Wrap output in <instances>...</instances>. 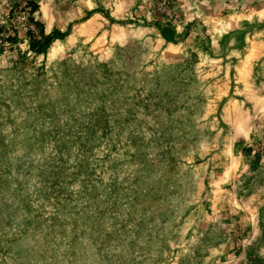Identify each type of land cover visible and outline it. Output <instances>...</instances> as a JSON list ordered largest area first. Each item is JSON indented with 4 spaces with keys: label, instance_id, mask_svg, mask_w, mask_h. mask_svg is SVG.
Instances as JSON below:
<instances>
[{
    "label": "rangeland",
    "instance_id": "rangeland-1",
    "mask_svg": "<svg viewBox=\"0 0 264 264\" xmlns=\"http://www.w3.org/2000/svg\"><path fill=\"white\" fill-rule=\"evenodd\" d=\"M26 1L0 0V264H264V0H34L62 33L35 49Z\"/></svg>",
    "mask_w": 264,
    "mask_h": 264
},
{
    "label": "trees",
    "instance_id": "trees-1",
    "mask_svg": "<svg viewBox=\"0 0 264 264\" xmlns=\"http://www.w3.org/2000/svg\"><path fill=\"white\" fill-rule=\"evenodd\" d=\"M26 4L28 6V12L30 13V20L33 21L34 23H36L37 26L40 27V31L39 32H40L41 36H43V30H42V27H41V23L38 20H35L34 17H33V13H34V11L37 8L36 2L34 0H27ZM61 35H62L61 32L54 31V32H52V33H50V34H48L46 36H43L41 40L40 39L39 40H35V41L32 40L31 43H30V46L33 49H35L36 48L35 42L38 43L39 45H46V44H49L52 41H54V38L56 36H61ZM8 38H10V37H8ZM37 50L40 51V49H37Z\"/></svg>",
    "mask_w": 264,
    "mask_h": 264
}]
</instances>
